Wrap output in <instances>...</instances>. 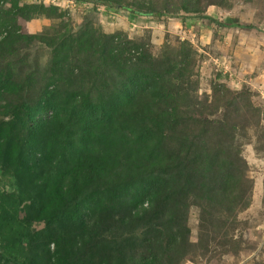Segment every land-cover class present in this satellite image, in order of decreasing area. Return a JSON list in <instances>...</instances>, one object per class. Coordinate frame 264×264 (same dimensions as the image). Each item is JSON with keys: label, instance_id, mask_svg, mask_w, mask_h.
Listing matches in <instances>:
<instances>
[{"label": "rangeland", "instance_id": "1", "mask_svg": "<svg viewBox=\"0 0 264 264\" xmlns=\"http://www.w3.org/2000/svg\"><path fill=\"white\" fill-rule=\"evenodd\" d=\"M0 227V264L49 230L67 264H264V0H0Z\"/></svg>", "mask_w": 264, "mask_h": 264}, {"label": "trees", "instance_id": "2", "mask_svg": "<svg viewBox=\"0 0 264 264\" xmlns=\"http://www.w3.org/2000/svg\"><path fill=\"white\" fill-rule=\"evenodd\" d=\"M85 149H86V147L84 145V148H83L84 170H86L89 174L84 180L76 181L72 190H70L68 192V195H70V194L73 195L74 201L77 200V198L80 197L84 193V189L89 188V182H93V173L94 172H97L98 174L103 173V168H102L101 164L99 162H95L96 159H94L90 155L86 154ZM78 154L79 153L70 155L69 158H75ZM65 156H67V155L65 154ZM90 173H92V174H90ZM28 174L30 177L29 178V182H30L29 185L36 187V184L38 182L35 179L36 176L33 174L30 175V171L28 172ZM68 186L69 185H67L66 187H68ZM59 196H60L59 190H56L55 194L53 195V198L49 202L47 208L43 212L38 213L37 216L42 215L45 211H50L52 209H55V206L57 203L56 199ZM82 209H83V205L81 203H77L75 205V213L77 214L78 218L82 214V212H81ZM5 216H6V214H5ZM0 230H1V227H0ZM49 231L51 232V234L46 238V240H47V245H46L47 251L50 252V244H55L54 255L50 259L51 264H67L68 263V254H66V249H65V242L67 240L64 239V236L58 235L57 233H55V230H49Z\"/></svg>", "mask_w": 264, "mask_h": 264}]
</instances>
